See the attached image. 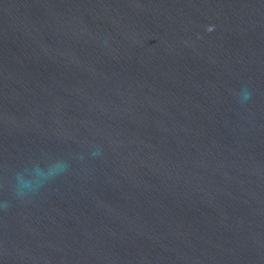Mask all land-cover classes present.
Returning <instances> with one entry per match:
<instances>
[{
	"label": "water",
	"instance_id": "obj_1",
	"mask_svg": "<svg viewBox=\"0 0 264 264\" xmlns=\"http://www.w3.org/2000/svg\"><path fill=\"white\" fill-rule=\"evenodd\" d=\"M0 264H264V0H0Z\"/></svg>",
	"mask_w": 264,
	"mask_h": 264
},
{
	"label": "clouds",
	"instance_id": "obj_2",
	"mask_svg": "<svg viewBox=\"0 0 264 264\" xmlns=\"http://www.w3.org/2000/svg\"><path fill=\"white\" fill-rule=\"evenodd\" d=\"M250 98L251 93L248 89L246 87L241 89V102L247 101ZM68 168L69 164L67 161L53 159L48 161L43 167L39 164L33 165L27 175L25 173H17L14 186L15 195L22 199L35 193L47 182L66 173Z\"/></svg>",
	"mask_w": 264,
	"mask_h": 264
}]
</instances>
